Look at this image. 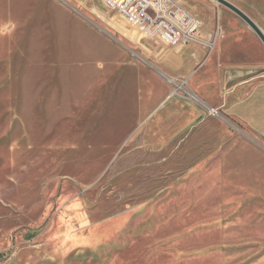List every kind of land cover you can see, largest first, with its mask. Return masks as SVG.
<instances>
[{
    "label": "rangeland",
    "instance_id": "374dc122",
    "mask_svg": "<svg viewBox=\"0 0 264 264\" xmlns=\"http://www.w3.org/2000/svg\"><path fill=\"white\" fill-rule=\"evenodd\" d=\"M67 1L0 0V264H264V143L196 81L210 91L218 9L231 57L264 60L259 38L176 0L213 20L158 61L103 0Z\"/></svg>",
    "mask_w": 264,
    "mask_h": 264
},
{
    "label": "crops",
    "instance_id": "0c3cea01",
    "mask_svg": "<svg viewBox=\"0 0 264 264\" xmlns=\"http://www.w3.org/2000/svg\"><path fill=\"white\" fill-rule=\"evenodd\" d=\"M234 1H231V4L254 6L252 10H255L258 5H264V0H244V3L242 0ZM206 7L207 9H204V6V8L199 7L196 10L201 15L197 17L202 21V29L206 24L212 22L213 15L211 12L215 11L213 7ZM217 13L223 23V29L221 28V36L217 39L214 48L213 60H210L212 67L210 91L206 93L208 82L204 70L196 77V81L205 93L208 110L222 111L230 120L256 134L264 143V60L251 61L242 55L244 48H239L240 56L231 57L229 51L231 52L233 47L227 42L228 37L232 36V30L226 23L231 21L232 17L228 14H222L220 9L217 10ZM251 20L255 22L253 19ZM259 22L255 23L258 27L264 28V24L259 25ZM170 48L160 47L156 48L157 50L148 48V50L158 61H161L162 57L169 59L171 53L166 55H162V53L168 52ZM164 75L169 77V75ZM177 104L179 105L177 106L178 110L183 113L185 120L195 123L208 117V112L200 106L181 101L176 102Z\"/></svg>",
    "mask_w": 264,
    "mask_h": 264
},
{
    "label": "built area",
    "instance_id": "2783aa9c",
    "mask_svg": "<svg viewBox=\"0 0 264 264\" xmlns=\"http://www.w3.org/2000/svg\"><path fill=\"white\" fill-rule=\"evenodd\" d=\"M103 1L112 19L152 50L200 41L202 21L190 14L176 0ZM203 46L207 51H211L214 41L209 39L203 42ZM172 88L178 90L176 87Z\"/></svg>",
    "mask_w": 264,
    "mask_h": 264
},
{
    "label": "water",
    "instance_id": "95a60500",
    "mask_svg": "<svg viewBox=\"0 0 264 264\" xmlns=\"http://www.w3.org/2000/svg\"><path fill=\"white\" fill-rule=\"evenodd\" d=\"M213 1L224 6L225 8L233 12L236 16H238L241 20H243L244 23L256 34V36L259 38V40L264 46L263 31L244 12H242L240 9H238L237 7H235L233 4H231L226 0H213Z\"/></svg>",
    "mask_w": 264,
    "mask_h": 264
},
{
    "label": "bare ground",
    "instance_id": "6f19581e",
    "mask_svg": "<svg viewBox=\"0 0 264 264\" xmlns=\"http://www.w3.org/2000/svg\"><path fill=\"white\" fill-rule=\"evenodd\" d=\"M161 75L164 77L165 80L167 79L169 82H174V83L176 82L175 78H173V77H169V78H168V76H165V75L162 74V73H161ZM194 98H195V101L199 102V100L196 98L195 95H194Z\"/></svg>",
    "mask_w": 264,
    "mask_h": 264
}]
</instances>
